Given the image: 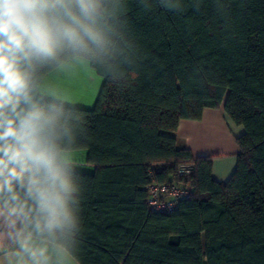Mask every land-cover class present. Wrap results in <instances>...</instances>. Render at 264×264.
Segmentation results:
<instances>
[{
    "label": "trees",
    "instance_id": "trees-1",
    "mask_svg": "<svg viewBox=\"0 0 264 264\" xmlns=\"http://www.w3.org/2000/svg\"><path fill=\"white\" fill-rule=\"evenodd\" d=\"M127 24L138 46L130 85L90 63L105 82L94 109H82L96 168L83 174V264H264V0H183L180 11L129 0ZM222 105L246 130L227 183L175 137L181 120ZM186 163L196 166L181 180L193 196L171 214L150 212L152 166L167 183Z\"/></svg>",
    "mask_w": 264,
    "mask_h": 264
},
{
    "label": "clouds",
    "instance_id": "clouds-1",
    "mask_svg": "<svg viewBox=\"0 0 264 264\" xmlns=\"http://www.w3.org/2000/svg\"><path fill=\"white\" fill-rule=\"evenodd\" d=\"M128 6L0 0V264H83L86 116L42 78L53 66L88 62L108 66L115 82L129 86L138 46Z\"/></svg>",
    "mask_w": 264,
    "mask_h": 264
},
{
    "label": "crops",
    "instance_id": "crops-1",
    "mask_svg": "<svg viewBox=\"0 0 264 264\" xmlns=\"http://www.w3.org/2000/svg\"><path fill=\"white\" fill-rule=\"evenodd\" d=\"M43 82L67 94L77 107L92 110L105 80L90 63L69 61L49 73ZM245 134V128L236 125L222 105L205 109L200 120H181L175 137L177 148L189 151L194 160L212 158V179L227 183L237 169L238 140ZM82 159V174L94 175L96 168L87 162L88 151L83 150Z\"/></svg>",
    "mask_w": 264,
    "mask_h": 264
},
{
    "label": "built area",
    "instance_id": "built-area-1",
    "mask_svg": "<svg viewBox=\"0 0 264 264\" xmlns=\"http://www.w3.org/2000/svg\"><path fill=\"white\" fill-rule=\"evenodd\" d=\"M195 173V164H182L177 167L176 173L171 179L172 181L162 183L158 178L161 174L160 166H152L148 174L149 182L146 187V204L150 212L157 214H171L175 212L181 202L193 196L191 185L185 184L181 180L187 179Z\"/></svg>",
    "mask_w": 264,
    "mask_h": 264
}]
</instances>
